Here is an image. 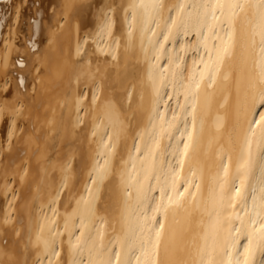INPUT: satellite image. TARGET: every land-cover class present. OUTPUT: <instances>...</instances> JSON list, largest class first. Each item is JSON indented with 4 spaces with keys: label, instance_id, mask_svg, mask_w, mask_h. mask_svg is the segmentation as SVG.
<instances>
[{
    "label": "bare ground",
    "instance_id": "obj_1",
    "mask_svg": "<svg viewBox=\"0 0 264 264\" xmlns=\"http://www.w3.org/2000/svg\"><path fill=\"white\" fill-rule=\"evenodd\" d=\"M0 264H264V0H0Z\"/></svg>",
    "mask_w": 264,
    "mask_h": 264
}]
</instances>
